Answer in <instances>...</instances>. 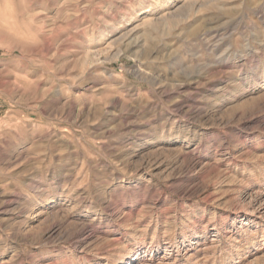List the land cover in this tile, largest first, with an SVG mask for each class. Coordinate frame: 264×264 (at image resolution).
I'll use <instances>...</instances> for the list:
<instances>
[{"label": "rangeland", "instance_id": "1", "mask_svg": "<svg viewBox=\"0 0 264 264\" xmlns=\"http://www.w3.org/2000/svg\"><path fill=\"white\" fill-rule=\"evenodd\" d=\"M0 264H264V0H0Z\"/></svg>", "mask_w": 264, "mask_h": 264}]
</instances>
